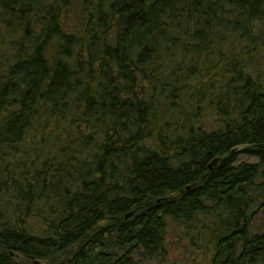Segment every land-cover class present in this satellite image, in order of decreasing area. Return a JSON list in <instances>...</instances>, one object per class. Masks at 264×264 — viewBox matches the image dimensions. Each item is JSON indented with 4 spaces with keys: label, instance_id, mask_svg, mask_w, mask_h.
<instances>
[{
    "label": "trees",
    "instance_id": "1",
    "mask_svg": "<svg viewBox=\"0 0 264 264\" xmlns=\"http://www.w3.org/2000/svg\"><path fill=\"white\" fill-rule=\"evenodd\" d=\"M0 264H264V0H0Z\"/></svg>",
    "mask_w": 264,
    "mask_h": 264
},
{
    "label": "rangeland",
    "instance_id": "2",
    "mask_svg": "<svg viewBox=\"0 0 264 264\" xmlns=\"http://www.w3.org/2000/svg\"><path fill=\"white\" fill-rule=\"evenodd\" d=\"M239 158L241 160H248V161L254 160V158H252L248 155H245V154H241L239 156ZM169 235H168V238H170ZM171 248L172 249H171V252L169 255L171 257V260L174 259L175 261H178L179 263H182L184 261L187 263H190L189 260H191L192 258H201L203 255V252H204V248L197 249L196 246H191L188 237L185 239L183 238L182 241L177 243V244H173V246H171ZM187 251H188V253H187V257H186Z\"/></svg>",
    "mask_w": 264,
    "mask_h": 264
}]
</instances>
